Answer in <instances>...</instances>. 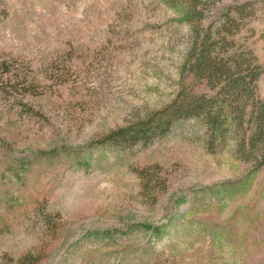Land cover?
I'll use <instances>...</instances> for the list:
<instances>
[{
  "label": "rangeland",
  "instance_id": "rangeland-1",
  "mask_svg": "<svg viewBox=\"0 0 264 264\" xmlns=\"http://www.w3.org/2000/svg\"><path fill=\"white\" fill-rule=\"evenodd\" d=\"M194 45L202 68L257 69L243 125L232 115L212 147L197 116L149 143L101 142L182 89L218 93L229 74H194ZM11 54L40 83L0 82V264H264V164L248 143L264 106V0H0ZM151 165L167 178L156 201L138 175Z\"/></svg>",
  "mask_w": 264,
  "mask_h": 264
},
{
  "label": "trees",
  "instance_id": "trees-1",
  "mask_svg": "<svg viewBox=\"0 0 264 264\" xmlns=\"http://www.w3.org/2000/svg\"><path fill=\"white\" fill-rule=\"evenodd\" d=\"M175 3L181 0H170ZM198 1V0H196ZM192 4V3H190ZM193 7V6H192ZM194 8H196L194 6ZM191 6L186 7V15L190 17ZM196 45L192 49L190 58H196L192 62V72L197 74L202 69L209 72L213 77L211 79L220 78V76L228 75L229 79L223 87L212 96L205 94H194L187 91H180L175 98L167 105L156 109L142 119H138L130 124L119 127L110 131L103 137L101 142L117 144L121 146H130L138 142L149 143L159 136L168 134L175 122L181 118L197 116L202 119L210 132L211 147L219 138H226V134L230 131L232 123L231 116L237 120V126L243 125V118L249 100L253 98L252 82L257 79L259 73L256 68L250 76L249 80L245 76H234L226 72L222 67L204 66V58L207 57L208 51L206 46L200 49L197 57ZM72 49L66 51L62 56H71ZM192 59H190L191 61ZM23 62V61H22ZM29 71V63H20L19 56L3 55L0 56V82L9 88L22 91L24 93L34 92L40 83L37 75ZM32 73V74H31ZM251 118L255 121V130L249 138V145L255 152L254 158L258 160L259 165L264 164V148L258 151L264 141V106L252 114ZM141 179V188L143 194L156 201L158 194L167 189V178L163 176L162 169L159 165H151L138 170ZM55 217L45 215L43 222L49 237H54L58 229L59 223H56ZM41 258V253L33 255L27 254L22 260L23 264H37Z\"/></svg>",
  "mask_w": 264,
  "mask_h": 264
}]
</instances>
